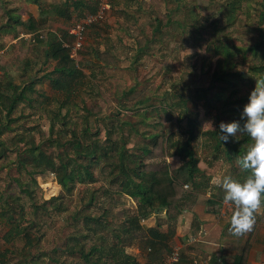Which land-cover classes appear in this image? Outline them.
I'll return each mask as SVG.
<instances>
[{
  "label": "rangeland",
  "instance_id": "obj_1",
  "mask_svg": "<svg viewBox=\"0 0 264 264\" xmlns=\"http://www.w3.org/2000/svg\"><path fill=\"white\" fill-rule=\"evenodd\" d=\"M55 1L61 0H40L41 7L30 3L29 7L23 0H0V91H7L8 81L24 88L29 79L34 80L8 114L0 109V202L6 201L12 206L10 211H16L14 217L20 221V228L28 217L38 220L34 226L38 233L26 229L29 236L40 235V232L42 235L28 252L37 255L35 264H84L78 253L61 252V263L46 257L53 246L74 243L70 240L72 236L76 237L75 252L79 245L84 252L95 246L90 259L98 256L99 261L106 264H113L109 257L112 250L114 253L122 250L129 257L128 262L164 264L169 250L178 246L177 264H232L233 255L238 254L245 242L257 250L259 262L262 255L258 252H264V209L256 215L253 229L236 237L228 232L232 208L225 207L223 199L212 206L208 203L211 193L216 192L213 180L217 176L228 174L243 178L240 172L233 170L235 164L229 161H221L216 173L205 182V190L195 189L199 194L194 203L184 204L181 214L187 215L186 220H168L163 211H154L138 219L139 227L133 229L126 220L136 215V202L118 192L117 185L108 181L115 172L109 173L110 164L117 161L112 149L106 148L99 160L91 164L93 181L79 183L77 175L68 193L55 181L53 171L44 169L30 176L29 166L36 162L27 149L36 147L35 157L37 151L53 158L55 153L62 151L78 162V154L70 151L67 144L73 133L81 144L90 141L110 146L114 143L128 153H139L136 146L146 142L147 133L172 134L171 141L186 137L185 128L193 124L191 116L195 114L197 137L192 143L196 156H220L221 144L216 152L215 139L210 133L218 134V125L225 116L216 118L218 110L207 104V99L217 90L208 88L213 63L220 57L219 53H213V47L219 42L232 45L235 53L229 59L235 69L244 71L248 78H255L249 66L256 59L247 48L264 30V16L260 20L257 18L264 0H242L241 7L235 2L227 6L232 0H165L157 10L163 15L160 22L165 24L156 28L151 0H111L109 11L86 29L82 48L67 65L82 72L81 83L67 96L48 83L47 75L55 73L51 72L54 60L43 57L44 39L49 38L44 31L66 30L79 10L69 12L67 19L44 12L43 4ZM94 2L84 0L89 6ZM7 9L17 10L22 24L4 29ZM81 9L82 13L87 12ZM30 13L36 20L43 21L45 28L36 29L35 34L40 41L27 35L34 34L25 25ZM97 52H103L104 58L97 57ZM247 84L240 83L236 94L249 93ZM254 85L255 81L252 88ZM199 88L208 90L203 100L195 101V90ZM230 94L226 86L214 106L219 108L221 99L233 97ZM138 95L142 101L134 100L133 103L131 97ZM178 96L185 99L174 106ZM183 108H187L186 112L180 114ZM177 112L181 118L176 121ZM61 115H65L64 124ZM202 134L209 139L205 143L201 141ZM55 139L58 144L53 141ZM19 205L23 216L19 213ZM88 218L89 221H85ZM94 218L98 222L92 221ZM146 227L160 232L172 230V236L157 243ZM7 228L1 220L0 252H5L2 257L5 264H17L18 258L27 253V245L19 235L3 241L1 236ZM119 264H123L122 257Z\"/></svg>",
  "mask_w": 264,
  "mask_h": 264
},
{
  "label": "trees",
  "instance_id": "obj_2",
  "mask_svg": "<svg viewBox=\"0 0 264 264\" xmlns=\"http://www.w3.org/2000/svg\"><path fill=\"white\" fill-rule=\"evenodd\" d=\"M23 1L27 3L26 5L30 3L36 7L37 5L41 7L40 0ZM241 1L242 0H232L227 4V6L237 3L238 6L241 7ZM246 1L248 2L250 0ZM108 2L111 6V0H108ZM163 2H165V0H151L152 6L155 10L153 12L154 28L158 27V25L165 24L160 22V18H162L163 15L157 11L158 6ZM43 5L45 6L44 12H52L54 15L64 17V19L69 17L68 13L71 11L79 10L75 14V16H79L82 13L81 11H83L81 8H84L87 11H92L95 8V2L94 5L89 6L84 3V0H61L60 2L55 1L51 4ZM263 9L264 2L261 1L260 11L257 14V18L259 20L264 16ZM6 13V20L3 23L4 29H14L16 23L22 24V21L17 15V10L14 11V9H7ZM95 23H98V21L92 22L91 25ZM42 24L43 21L40 20V18L36 20L35 17L31 16V14H29L26 18V28L27 30L34 32L32 36L33 39H37V41L40 40L37 38V35H35L38 31L36 29L45 28ZM91 25L88 27H91ZM44 33H47L49 38L44 39L46 48L44 50L43 57L45 59L54 60V65L52 66L53 68L51 69V72L55 73V75L51 76V73L47 75L49 78L48 83L50 84L51 88L57 91H62L64 92V96H67L68 94L72 93L73 89L78 83H81L80 78H82L81 70L78 68L71 69L67 66L69 62L72 61V59L67 55L68 49L61 45V38L68 39L70 37L66 34V30L62 29L59 32L45 30ZM83 44L84 41L80 49L82 48ZM213 49V53H219L220 57L215 58L213 63L214 68L210 73L211 83L208 88H217V90L213 93L212 97L207 99V104L209 103L208 105L210 107L218 110L216 118L221 119L222 114L225 116V118L221 119L222 122L228 123L237 121L242 127L244 124V119L241 117V111L243 110L245 101L248 100L250 92L237 95L236 90L240 83H248L247 85H249L250 90H252V84L255 81V78L264 76V30L260 31L259 39L247 48V51L250 52L256 59V61L249 66L251 73L256 75L255 78H248L246 74L243 73L244 71L235 69L234 64L229 59L230 56L234 55L235 53V50L232 49V45L227 44L226 42H219L213 47ZM236 51L238 52L237 48ZM96 56L100 57V59L104 58L103 52H97ZM78 76L79 78L76 79ZM33 81L34 80L29 79L24 88H22L20 84H13L8 81L7 91H0V109L5 110V114H8L13 105L20 99L22 100L24 89L31 88V83ZM226 86L230 88V95L233 97L230 99L227 97L221 99V104H219L218 108L214 106V103L218 101L217 99H219V97H221V93ZM207 90V88H199L198 90H195V96L193 97L194 100H203ZM179 96L177 101L173 104L174 106H176L178 102H183L182 99H185ZM131 100L133 103L134 100L142 101V97H140V95L134 96L131 97ZM57 106L59 107L60 104H57ZM185 109L187 108H183L180 111V114H182V112H186ZM57 110L58 109L55 111ZM65 115H61L62 124L66 123ZM180 118L181 115H179L177 112L175 120L177 121ZM191 120L193 124L189 123V125H187L185 128L187 135L182 139L177 138V140L171 141L170 137L172 134H170V136H164L162 132L147 133L145 138L146 142L136 146V149L139 150V153H128L124 148H122L120 144L114 143H110V146H105L103 144L98 145L96 142L90 141L81 144L79 143V139L74 136L75 134L72 133V137L67 142L69 145L68 149L73 153L78 154V158L80 159L78 162H76V159L71 158L68 155L65 156L66 154H64L62 151L55 153L54 158L50 156H44L41 152L37 151L35 153V155L37 154L35 157L34 151L36 147L28 148L27 152H30L32 159L36 162L35 164H31L29 166V174L31 176L38 171H43L44 169L53 171L56 179L55 181L60 185L63 192L68 193L72 188V182H76L77 175H79V179L77 180L79 183L93 181L92 172L89 170L91 164L99 160L101 155L106 152V148L112 149V151H114V153L117 155V161L111 162L110 164L111 168L109 173H111L113 170H115V172L108 181L109 183L114 182L117 185L118 192L124 193L126 196L136 202V215L128 217L126 222L129 223V225L134 229L137 226L139 227L138 219H144L147 217L149 212L154 211L157 213L163 211L164 217L166 219L174 220L181 214V211L184 208L183 206L186 202H195L199 194L195 189L205 190V182H207L210 177L216 173L222 160L235 164V168L233 170L239 173L240 170L235 161L238 156L244 154L248 145L252 143L250 138L245 134H240L239 138L229 137V140L226 143L224 141H220V129L218 125V134L210 133V135L212 138L214 136V148L216 149V152L218 150L217 148L221 144L220 156L215 155L211 158H201L196 156L194 144L192 143L197 137L195 132L197 129L195 125V114H192ZM52 127L53 124L51 123L50 128ZM82 131L85 134V130L82 129ZM205 133L208 134V132ZM206 134H202L201 141L203 143L209 140L206 137ZM50 138L51 137L48 138V142L52 140ZM53 141L55 144H58V139ZM100 149H102V151H99ZM153 159H155L154 162ZM41 164L44 166L41 167ZM240 174L243 176L241 172ZM31 179V181L34 180L33 178ZM185 184H187L186 188ZM22 189L24 188H21V190ZM215 191V194L211 193V199L208 200V203H210L211 206L221 202L223 199V191L219 188H216ZM91 199L92 196L90 197V200ZM18 208L19 213H21L23 216V209L20 207V205ZM10 210H12V206L8 205L6 201L0 202V221L3 220V223L8 225L6 232H4L1 237L3 238V241L10 240V236L19 235V237H22L24 244L27 245V253L20 256L16 263L35 264V258L37 255L29 254L28 252L29 249L39 241L42 235L40 232V235L29 236L26 232V229H33V233H38L39 231L37 228H34V226H36L35 222L38 220L28 217L26 218V222L20 228V221L14 217V213L16 211ZM94 220L98 222L97 218H94L92 221ZM85 221H89V218ZM146 230L148 234L152 236V238L157 240V243H163V241L165 242L172 233V230L160 232L151 227H146ZM115 237L120 240L119 236ZM10 238L13 239L12 237ZM70 240L74 243L65 244L63 246L60 245L59 247L53 246L51 252L46 254L48 260H56L58 263H61L62 258L60 257V254L61 252H65L68 255L78 253L80 260L84 264H106L104 261L100 262L98 256L94 260L90 259L91 253L94 251L93 249L95 246H92L89 251L84 252L82 246L79 245L75 252L76 237L72 236ZM153 243L154 242L152 241L151 244L153 245ZM111 247H114V245L109 247V251H111ZM249 247V242H245V244H243L240 254L233 259V264L245 263ZM4 255V251L3 253L0 252V264H5L4 260L2 259ZM109 257L112 258L113 264H119L120 257H122L123 264H139L135 260L128 262L127 259L129 257L125 255L122 250H117L115 253L112 250L109 252Z\"/></svg>",
  "mask_w": 264,
  "mask_h": 264
},
{
  "label": "clouds",
  "instance_id": "obj_3",
  "mask_svg": "<svg viewBox=\"0 0 264 264\" xmlns=\"http://www.w3.org/2000/svg\"><path fill=\"white\" fill-rule=\"evenodd\" d=\"M241 117L242 127L237 121L221 122L219 139L226 143L229 137L245 134L252 141L235 161L243 178L224 174L213 180L223 191L224 206L232 208L228 232L236 237L249 233L256 215L264 209V76L255 78Z\"/></svg>",
  "mask_w": 264,
  "mask_h": 264
},
{
  "label": "built area",
  "instance_id": "obj_4",
  "mask_svg": "<svg viewBox=\"0 0 264 264\" xmlns=\"http://www.w3.org/2000/svg\"><path fill=\"white\" fill-rule=\"evenodd\" d=\"M95 8L91 11L81 13L76 16L66 29V34L70 37L68 39L61 38V45L68 49V57L74 59L76 53L79 52L80 47L84 41V34L89 25L92 22L99 21L103 15L109 11L110 5L108 0H96ZM33 33L27 34L33 39ZM40 36V35H39ZM179 261V247H174L164 258V264H175Z\"/></svg>",
  "mask_w": 264,
  "mask_h": 264
},
{
  "label": "crops",
  "instance_id": "obj_5",
  "mask_svg": "<svg viewBox=\"0 0 264 264\" xmlns=\"http://www.w3.org/2000/svg\"><path fill=\"white\" fill-rule=\"evenodd\" d=\"M29 7H31V5H27ZM31 16H33V13H30ZM177 218H184L185 220L188 218L187 215H183V214H180L179 217ZM204 219H208L207 217H204ZM190 223V222H189ZM176 235H177V231L174 232ZM199 239H201V237L199 236ZM199 241V240H198ZM260 247H262V245H259ZM180 248V246H178ZM264 248V247H262ZM242 247L239 249V252L238 254H240V251H241ZM236 252H235V255H233L232 257V264H233V259L238 255ZM259 255H262V257L259 259V262L257 261V250L253 247H249L248 251H247V255H246V259H245V263L244 264H264V252L263 253H259ZM220 258L218 257L217 260H219Z\"/></svg>",
  "mask_w": 264,
  "mask_h": 264
}]
</instances>
